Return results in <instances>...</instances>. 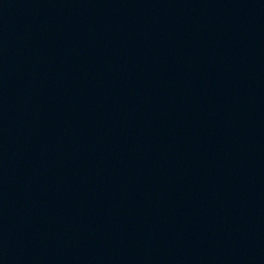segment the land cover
Instances as JSON below:
<instances>
[{
	"label": "water",
	"instance_id": "95a60500",
	"mask_svg": "<svg viewBox=\"0 0 264 264\" xmlns=\"http://www.w3.org/2000/svg\"><path fill=\"white\" fill-rule=\"evenodd\" d=\"M0 264H264V182L2 232Z\"/></svg>",
	"mask_w": 264,
	"mask_h": 264
}]
</instances>
